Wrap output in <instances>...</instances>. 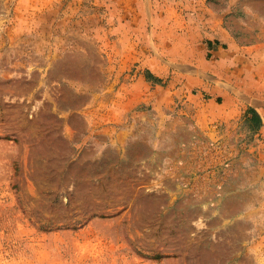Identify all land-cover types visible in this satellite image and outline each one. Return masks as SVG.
Masks as SVG:
<instances>
[{
  "label": "rangeland",
  "instance_id": "rangeland-1",
  "mask_svg": "<svg viewBox=\"0 0 264 264\" xmlns=\"http://www.w3.org/2000/svg\"><path fill=\"white\" fill-rule=\"evenodd\" d=\"M219 31L254 96L264 0H0V264H264L262 120L205 102Z\"/></svg>",
  "mask_w": 264,
  "mask_h": 264
},
{
  "label": "crops",
  "instance_id": "crops-1",
  "mask_svg": "<svg viewBox=\"0 0 264 264\" xmlns=\"http://www.w3.org/2000/svg\"><path fill=\"white\" fill-rule=\"evenodd\" d=\"M206 48L207 54L210 55L217 67L216 80L220 83L217 86V94H210L211 97L205 101L207 107L215 109L219 107L217 102L221 100V113L215 118L216 121H219L220 124L228 123L231 119L239 121L250 108L258 114L264 126L261 113V111L264 112V108L255 104L264 103V74L260 75L261 87L257 89L254 96L251 93L252 85H249V81H244L250 70L248 67H253L254 48L249 45H239L233 36L227 35L224 31L217 32L213 38L209 39ZM242 63H246L247 67L241 73L239 70ZM229 67H231V77L227 72ZM205 74L207 77L213 78L211 72L205 71Z\"/></svg>",
  "mask_w": 264,
  "mask_h": 264
},
{
  "label": "trees",
  "instance_id": "trees-1",
  "mask_svg": "<svg viewBox=\"0 0 264 264\" xmlns=\"http://www.w3.org/2000/svg\"><path fill=\"white\" fill-rule=\"evenodd\" d=\"M155 82L156 83H160V80L159 79H155ZM247 117L251 118L250 120H252V122L255 124V130H254L253 133H256V131L261 127L260 117L252 109L247 110Z\"/></svg>",
  "mask_w": 264,
  "mask_h": 264
}]
</instances>
